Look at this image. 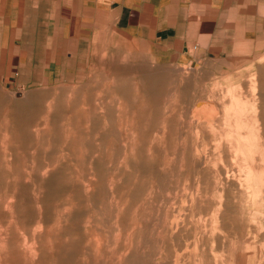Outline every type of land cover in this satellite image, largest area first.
<instances>
[{
	"label": "rangeland",
	"instance_id": "374dc122",
	"mask_svg": "<svg viewBox=\"0 0 264 264\" xmlns=\"http://www.w3.org/2000/svg\"><path fill=\"white\" fill-rule=\"evenodd\" d=\"M21 2L0 0V264H264V21L170 59Z\"/></svg>",
	"mask_w": 264,
	"mask_h": 264
},
{
	"label": "crops",
	"instance_id": "0c3cea01",
	"mask_svg": "<svg viewBox=\"0 0 264 264\" xmlns=\"http://www.w3.org/2000/svg\"><path fill=\"white\" fill-rule=\"evenodd\" d=\"M21 1L18 6L34 9L37 16L47 8L67 9L81 24L108 25L170 59L185 57L194 45L204 52L209 43L214 46L233 41L238 32H251L253 17L264 21V0H67L66 5L65 0Z\"/></svg>",
	"mask_w": 264,
	"mask_h": 264
}]
</instances>
